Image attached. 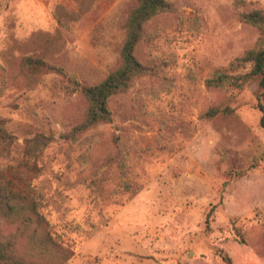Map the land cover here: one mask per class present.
<instances>
[{
	"label": "rangeland",
	"instance_id": "374dc122",
	"mask_svg": "<svg viewBox=\"0 0 264 264\" xmlns=\"http://www.w3.org/2000/svg\"><path fill=\"white\" fill-rule=\"evenodd\" d=\"M134 54L150 68L108 100L112 120L75 138L85 102L70 79L95 84L119 63L134 0H0V118L18 141L53 135L32 183L62 264H264V92L204 80L256 45L240 19L264 0H169ZM61 68L28 77L22 58ZM246 69V68H245ZM241 69V71L245 70ZM212 107L229 113L206 117ZM14 233L24 264H57ZM59 264V263H58Z\"/></svg>",
	"mask_w": 264,
	"mask_h": 264
},
{
	"label": "trees",
	"instance_id": "16d2710c",
	"mask_svg": "<svg viewBox=\"0 0 264 264\" xmlns=\"http://www.w3.org/2000/svg\"><path fill=\"white\" fill-rule=\"evenodd\" d=\"M134 2L124 21L125 36L117 66L95 84H84L70 79L84 99L85 110L81 121L68 132L61 134L62 137L75 138L99 123L110 122L112 115L108 107L109 98L126 91L135 77L150 72V68L135 56V48L145 36L146 23L159 13L174 11V5L169 0ZM240 19L260 31L256 45L245 50L227 67L215 69L205 78L204 84L208 88L238 89L259 76V84L264 92V11L259 9L244 11L240 14ZM20 66L28 77L40 72H62L58 66L33 56L22 58ZM260 110L262 111L260 122L264 125L262 105ZM230 111L228 107H212L206 110L204 115L210 118ZM53 139V135L35 133L23 140L14 165L0 164V225L15 226L19 234H23L33 246L36 245L45 254L52 252V247L57 248L58 251L55 253L57 264H62L68 259L69 253L57 243L47 228L48 221L41 212L42 197L32 183V176L39 171L37 162L41 151ZM16 144L17 139L7 131L4 120L0 118V158L8 157L16 148ZM16 238L17 235L14 233L3 234L0 231V264L26 263L24 258L18 255Z\"/></svg>",
	"mask_w": 264,
	"mask_h": 264
}]
</instances>
